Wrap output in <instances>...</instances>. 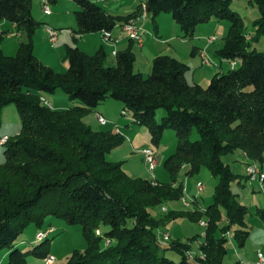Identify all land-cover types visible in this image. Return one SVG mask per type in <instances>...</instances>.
<instances>
[{
	"label": "trees",
	"instance_id": "obj_1",
	"mask_svg": "<svg viewBox=\"0 0 264 264\" xmlns=\"http://www.w3.org/2000/svg\"><path fill=\"white\" fill-rule=\"evenodd\" d=\"M73 1L79 36L112 32L135 19L143 5L153 23L169 13L184 39L193 38L200 25L226 21L228 34L215 55L230 67L220 66L204 87L190 83L189 65L171 55L154 58L145 77L135 71L131 49L117 53L116 64L109 66L104 46L92 55L69 46L68 68L57 72L35 54L34 36L43 24L32 15V0H0V125L3 109L11 104L21 118L20 131L5 136L0 164V257L6 255L1 264H28L30 256L50 255L55 229L45 238L39 235L50 230L51 217L79 224L87 241L86 250H75L66 264H227L232 232L240 246L247 241L249 209L233 190L242 175L223 159L242 152L246 163L264 162V50L257 46L264 37V0H140L125 16L96 0ZM235 1L257 10L252 32L233 9ZM5 22L26 36L13 56L2 49L9 35ZM58 91L68 103H50L46 96ZM108 99L123 104L122 113L147 130L155 147L167 130L174 131L176 150L164 162L169 183L133 178L122 163L112 161L111 152L125 136L117 128L94 129L84 121ZM160 109L165 115L158 121ZM204 168L217 179L213 203L203 208L196 198L187 211L195 223L207 219L204 236L163 243L160 230L177 219L180 211L174 207L185 197L179 175L193 176ZM167 205L173 209L163 214ZM258 214L264 221V208ZM31 225L39 230L37 239L24 250L22 236ZM193 244L197 252L191 259Z\"/></svg>",
	"mask_w": 264,
	"mask_h": 264
},
{
	"label": "rangeland",
	"instance_id": "obj_2",
	"mask_svg": "<svg viewBox=\"0 0 264 264\" xmlns=\"http://www.w3.org/2000/svg\"><path fill=\"white\" fill-rule=\"evenodd\" d=\"M114 1V0H113ZM112 0H106V1H100L98 0V4L111 8V6L114 4ZM126 1V0H125ZM76 5L78 4L73 0H67V2H64L62 0H58L56 3H51V8L53 14L56 13V11L64 12L65 14H69L70 17L67 16L68 19H74L77 25V16H76ZM131 8L134 10L136 6H133V4H129ZM232 7L234 10L241 13L243 17L246 18V30L248 32H252L253 26H252V20L255 18L256 15V9L253 7L245 8V3L240 1H235L232 4ZM254 9V10H253ZM42 16L44 18H50L52 15H47L43 8H41ZM65 19V18H64ZM162 22V26L164 31L171 30V24L177 25L172 16L169 13L163 12L161 15H159L156 19V22ZM43 22V21H42ZM48 22V21H45ZM153 21L151 19L148 20V24L152 25ZM42 25V29H43ZM155 29V28H154ZM153 29V32L155 33V30ZM70 30V29H69ZM229 30V23L226 21L218 22L215 20H212L209 23L200 25V27L197 30V33L203 32L205 35H217V41L209 48V52L213 57V60L218 64L220 62V59L215 55V50L220 48L224 42V38L228 34ZM71 32V31H70ZM183 33H181V36ZM203 35V36H205ZM157 36L159 40H164L166 37L165 35L158 34ZM149 37V36H148ZM13 39V38H12ZM15 39V38H14ZM176 39L181 40V38L177 37ZM194 38L188 39L189 41H193ZM47 45H55L49 41V39L45 38ZM165 41V40H164ZM15 44L11 38H7L5 41V52L8 56H13L16 54ZM50 46H47L48 48ZM258 48L260 50H264V37L260 39V41L257 44ZM136 51H139L135 49ZM5 53V54H6ZM6 54V55H7ZM137 54V52H136ZM66 55V54H65ZM57 58L56 56L53 57V59ZM64 61H62V57H58V62L54 63L52 65L53 69L57 72H66V68L64 66ZM68 63V61H66ZM150 64H152V60L150 62H147L144 54H137V59H135V71H141L145 77L149 76L150 72ZM238 64V63H237ZM225 68L228 69L230 67L229 64L224 62ZM152 66V65H151ZM206 69L209 70L210 74L207 80L203 81L202 86L207 87L209 85L210 80L212 77L216 74L218 71L217 66H205ZM152 68V67H151ZM189 78L190 75H189ZM191 81V79H189ZM65 94L61 91L56 92L52 95H47L46 97L49 99H52V104H66L68 103L67 98H63ZM64 99V100H63ZM111 101V103H121L116 100H108ZM122 104V103H121ZM105 108V106H102ZM117 108H113L111 106L106 108V111L104 110L105 116L112 121L114 124H117L121 126L126 131L125 136V142L123 145H121L119 148L113 150L110 154V157L112 158V161L122 163L123 170L128 173L133 178H143L152 180L153 178L159 182L162 183H169L171 181V177L167 170L164 167L165 160L172 155L176 150L177 145V139L175 136L174 131L167 130L164 134L163 141L161 142L159 147H155L151 141L150 136L147 130L144 127L137 126L131 123V120L128 115L121 114L120 111L116 110ZM107 113V114H106ZM165 115V110L160 109L157 112V120L160 121L162 117ZM2 123L0 125V139L2 136L11 137L16 135L20 129H21V118L20 114L18 112V109L16 105L11 104L5 109H3L2 114ZM115 117V118H113ZM89 120L93 121V128L94 129H109L111 125L107 126H100L98 125V122L96 121L95 115H92ZM129 125L130 129L126 128V126ZM197 136L194 138L196 139ZM3 138V137H2ZM133 139V140H132ZM134 141V143H133ZM7 143V142H6ZM5 143V144H6ZM139 143L144 144V147H150L152 149H155V151L158 153V157L160 158L159 165L154 169L153 172H150L148 167L145 165L144 157L142 156L141 152L134 153V146L137 148V145ZM5 144L0 145V164H3L5 162ZM135 144V145H134ZM138 149V148H137ZM240 152H236L234 154H231L229 156L224 157V162L226 164H229L231 169L234 173L241 175L243 172V164H240L236 161L238 155ZM162 157H164L162 159ZM162 159V160H161ZM178 180L183 183L184 185V192L185 197L189 200H194L198 198L200 201V205L203 208L208 207L213 203V198L215 194V188L217 185V179L213 176L210 170L204 168L199 173L193 175V176H187L184 172H182ZM241 183L239 184L238 181H235L233 190L235 193L239 194L241 203L248 207L249 213L246 218V224L249 230V236L247 238V241L244 246H240L237 240L234 237V233L232 232L229 243H228V252L225 258V262L227 264H253L256 261V255L259 251L264 253V221L258 214V209L264 208V191L260 189V187L257 184H250L246 179L240 178ZM198 184L204 185V191L201 194H198L197 186ZM166 210H162L163 214L168 213L170 209H173L171 205H167ZM179 210L180 212H177V219L171 220L169 224L162 228L160 230V233H170L171 239H180L182 241H187V239H191L194 236L203 237L205 228L200 226V221L197 223L190 220V215L187 213L188 209L184 208L182 204H178L176 207H174ZM50 222L46 224V226H49L51 224V229H55V232L51 235V244H49V251L51 255L55 257V264H66L68 259L72 256L75 250H79L81 252H84L87 248V241L84 238L81 230V226L79 224H73L70 225L67 222H65L63 219L58 217H51ZM38 228L35 225H31L23 234L22 238L26 237L31 240H36V236L38 233ZM28 247H33V245L30 243H24L22 248L24 250H27ZM193 251L197 252V247L195 244H193ZM4 253V252H3ZM2 255V252H0V256ZM175 259L177 257L173 256ZM8 258V256H7ZM35 258L34 256L29 257V261H32ZM40 261H43V259H40ZM6 264V263H5Z\"/></svg>",
	"mask_w": 264,
	"mask_h": 264
},
{
	"label": "crops",
	"instance_id": "obj_3",
	"mask_svg": "<svg viewBox=\"0 0 264 264\" xmlns=\"http://www.w3.org/2000/svg\"><path fill=\"white\" fill-rule=\"evenodd\" d=\"M62 1L67 2V0H62ZM96 1H98V0H96ZM104 1H106V0H104ZM113 2H114V4L111 6V8L106 7L105 9L108 10L109 12H111L112 14L122 15V16H125V15H128L130 13L135 12L137 10V7L140 4V0H126V1L125 0H114ZM129 4H133V6H136V5L137 6L133 10L131 8V6H129ZM41 8H42L41 0H32V15L37 21H39L40 23H42L44 25L43 29L41 26L37 30V32L34 36V48H35V54L37 55L38 59L40 61H42L45 65H47L51 68L53 67L52 65H54V63L58 62V57H62V61H64L63 62L64 66L68 67V63L66 62L67 59H66L65 54H66V50L69 46H78L81 50H83L85 53L90 54V55L95 54L101 48V46H104L105 50L107 52V65H109V66H113L116 64V55L113 54L114 52H116V54H117V53L125 51L127 49H131L135 54V59H137V54H144L147 62H150L151 60L153 61V59L159 55L167 54V55H171V56L181 60L182 62L188 64L190 69L187 72L186 77L190 83H198V84L202 85L203 81L207 80L209 77V74H210L209 70L206 69L207 67H205L201 64V60L199 57V51L206 47V43H205L204 38L211 36V35H208V34L205 35V34H203V32L197 33V30L200 26L197 27V29L194 33L193 41H189L188 39L182 38V36H181L182 32H181L178 25L171 24V30L164 31L161 21L157 22V23H152V25H149L148 20L150 18L148 16V18L141 23V27H142L143 31L145 32V35H144L143 46L139 47L135 43H133L132 41H130L128 39V37L124 34L122 27L120 25H118L111 32V40L109 41V43H105L103 41V38H102V33H91V34H86L83 36H79V35L75 34V30L77 29V25H76V22L74 21V19H72V18L68 19L67 18V16L70 17L69 14H65L64 12H60L57 10L55 14H53V12H52V14H51L52 16L50 18H44L42 16ZM245 8L247 9L248 7L245 6ZM76 9H78L77 5H76ZM45 21H48V22H45ZM47 27H50V28H53V29L59 31V37H58L57 41L51 42L55 45L50 46V44L47 45V43H46L45 38L47 37V34H46V28ZM2 28L4 30L9 31V35L4 39V41L2 43V49H3L4 53H6L4 46H5V41L7 38H11V40H13V42L15 44V46H14L15 50L14 51H17L18 44L21 41L26 40V36L21 31H18V29L15 25L10 24L8 22L3 23ZM153 29L155 30V33L153 32ZM158 34L159 35L160 34L165 35V37H166L164 39L165 41L159 40L158 39L159 36H157ZM203 35H205V36H203ZM177 37L178 38L180 37L181 40L176 39ZM47 46H50V47L48 48ZM222 46H223V44H222ZM222 46L220 48L216 49L214 53H216L219 49H221ZM210 47H208V52H209ZM194 48H196L195 54H193ZM135 49H137L139 51H136ZM136 52H137V54H136ZM7 53H10V52H7ZM209 54L211 56L213 55L210 52H209ZM54 56H56L57 61L55 58L53 59ZM151 65L152 64H150V72H151V67H152ZM217 65H218V67H217L218 70L220 69V66H222L225 70H228L225 68L224 63H222L221 61L218 62ZM134 69H135V67H134ZM137 72L142 73L141 71H137ZM189 75L191 78H189ZM189 79H191V81ZM63 98H65V97H63ZM108 100H110V99H108ZM108 100L104 101L97 108V112L88 115L84 119L85 123L93 128L94 122L89 120V118L92 115H95L96 121L98 122L97 115L101 114L109 121V125H111L110 128H117V130L121 131V133L123 135H126L127 130L125 131V129H123L121 126L114 124L104 114L105 113L104 110L106 111V108L109 106H111L113 108L116 107L117 108L116 110L120 111L122 114L123 104L114 103V102L111 103V101H108ZM50 103H53L52 99H50ZM53 105H64V104L62 103V104H53ZM102 106H105V108ZM113 118H115V117H113ZM98 125H100L99 122H98ZM100 126H102V125H100ZM126 128L128 129L129 126H126ZM129 130L130 129H128V131ZM2 137H5V136H2ZM133 143H134V141H133ZM137 148H135V146H134V150H133L134 153L141 152V154H142V150L144 148H147V147H144V144L139 143L137 145ZM163 158L164 157H162V159ZM158 159H159V163H160L161 162L160 158L158 157ZM236 161L239 162L240 164L244 165L243 172L241 175H242V178L246 179V176H245V164L247 162L246 155L244 153L240 152ZM258 164L264 168V162L258 163ZM246 181H247V179H246ZM29 241H31V239H28V238L22 239V243L29 242ZM5 260H6V255H3L2 257H0V264L4 263ZM28 264H43V261H40V258H37V259H34L32 261L28 260Z\"/></svg>",
	"mask_w": 264,
	"mask_h": 264
},
{
	"label": "built area",
	"instance_id": "obj_4",
	"mask_svg": "<svg viewBox=\"0 0 264 264\" xmlns=\"http://www.w3.org/2000/svg\"><path fill=\"white\" fill-rule=\"evenodd\" d=\"M104 1V0H100ZM43 11L47 15L52 14V8H51V2L50 0H41ZM148 18V11L147 7L145 5L142 6L140 14L133 20L125 23L122 25V30L124 34L128 37L130 41L135 43L137 46L142 47L144 43V35L145 32L143 31L141 27V23L145 21ZM46 34L47 37L51 42H56L59 37V31L47 27L46 28ZM102 38L105 43H109L111 40V32H103ZM206 47L201 49L199 51V57L201 60V64L203 66H217L216 62L213 60V57L208 52V47L212 46L217 41V35H211L204 38ZM116 55V52L113 53ZM235 67V64H231V69ZM97 120L100 125L106 126L109 124V121L101 114L97 115ZM7 142V138L3 137L0 139V144L4 145ZM142 155L144 157L145 165L148 167L150 172H153L154 169L159 165V159L157 152L150 148H144L142 150ZM245 176L247 181L254 185L257 184L262 191H264V168L259 165L258 163L251 162L245 164ZM155 181V179H152ZM198 194H201L204 191V185L198 184L197 186ZM193 200H189L186 197L182 199V205L186 209H190L192 207ZM201 207V206H200ZM202 209V208H201ZM166 210V209H164ZM200 226L203 228H206L208 226V221L206 218L201 219ZM54 230H48L45 234H40L39 238H45L48 234L52 233ZM230 236V234H227ZM171 240V234L170 233H163L162 234V242L168 243ZM196 253L194 251L189 252V257L192 259ZM43 264H55V257L53 255H48L43 259ZM253 264H264V253L259 251L256 255V261Z\"/></svg>",
	"mask_w": 264,
	"mask_h": 264
}]
</instances>
